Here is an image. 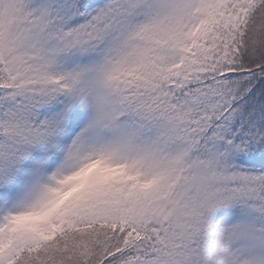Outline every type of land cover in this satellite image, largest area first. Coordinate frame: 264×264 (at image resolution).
Segmentation results:
<instances>
[{
	"label": "snow or ice",
	"instance_id": "obj_1",
	"mask_svg": "<svg viewBox=\"0 0 264 264\" xmlns=\"http://www.w3.org/2000/svg\"><path fill=\"white\" fill-rule=\"evenodd\" d=\"M0 264H264V0H0Z\"/></svg>",
	"mask_w": 264,
	"mask_h": 264
}]
</instances>
